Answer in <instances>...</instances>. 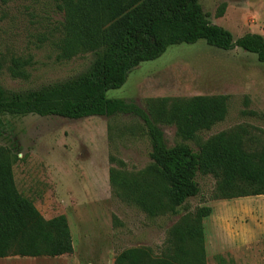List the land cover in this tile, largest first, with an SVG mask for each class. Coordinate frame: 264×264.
I'll use <instances>...</instances> for the list:
<instances>
[{
  "label": "rangeland",
  "instance_id": "1",
  "mask_svg": "<svg viewBox=\"0 0 264 264\" xmlns=\"http://www.w3.org/2000/svg\"><path fill=\"white\" fill-rule=\"evenodd\" d=\"M209 19L235 38L264 36V0H200ZM61 0H0V84L24 92L86 72L94 51L70 59L60 56L64 36ZM14 59L23 62L13 76ZM229 96L226 118L197 140H184L174 125L158 123L167 146L199 143L244 127L252 144H264V63L235 47L223 50L204 40L170 46L158 59L131 70L126 83L108 98L134 101L146 109L151 98L194 95ZM245 111L246 113H243ZM0 145L18 155L14 174L20 192L45 218L67 217L73 245L72 264H115L128 248L165 252L170 228L202 206L206 264H264V195L212 200L216 180L198 174L199 195L176 214L150 216L126 201L110 183V169L137 174L152 166L151 142L144 123L133 114L68 119L61 116H4Z\"/></svg>",
  "mask_w": 264,
  "mask_h": 264
},
{
  "label": "trees",
  "instance_id": "2",
  "mask_svg": "<svg viewBox=\"0 0 264 264\" xmlns=\"http://www.w3.org/2000/svg\"><path fill=\"white\" fill-rule=\"evenodd\" d=\"M61 1L65 13L61 58L86 51H94L95 58L86 72L37 89L15 92L0 84V135L6 115L82 119L133 114L144 123L153 163L137 174L111 168L110 183L150 216L176 214L189 198L199 195L198 174L215 178L212 200L264 195V144H252L244 127L222 131L195 150L186 143L167 146L158 125H174L182 139L197 140L200 132L226 118L228 95L151 98L146 109L134 101L107 97L109 90L126 83L132 69L158 59L173 45L204 40L223 50L242 48L264 63L263 35L235 38L209 19L200 0ZM22 67L23 62L14 59L9 69L19 76ZM17 160V153L0 145V258L72 255L67 217L45 218L19 191ZM211 212V206H202L185 214L170 228L162 256L147 248H128L117 255L115 264H206L203 220Z\"/></svg>",
  "mask_w": 264,
  "mask_h": 264
},
{
  "label": "crops",
  "instance_id": "3",
  "mask_svg": "<svg viewBox=\"0 0 264 264\" xmlns=\"http://www.w3.org/2000/svg\"><path fill=\"white\" fill-rule=\"evenodd\" d=\"M75 251H76V248H75ZM69 257L70 255H62L58 257H19V256H15V257L0 258V264H72V261H69ZM77 264H80V262Z\"/></svg>",
  "mask_w": 264,
  "mask_h": 264
}]
</instances>
